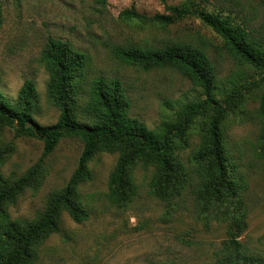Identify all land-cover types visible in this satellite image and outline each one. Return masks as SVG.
Segmentation results:
<instances>
[{
	"label": "rangeland",
	"instance_id": "1",
	"mask_svg": "<svg viewBox=\"0 0 264 264\" xmlns=\"http://www.w3.org/2000/svg\"><path fill=\"white\" fill-rule=\"evenodd\" d=\"M184 1L166 0L172 5ZM195 6L229 16L254 41L264 43V0H195ZM125 9L147 18H125ZM167 12L162 0H4L0 89L15 102L25 80H33L39 95L35 119L41 124L57 122L60 110L48 97L49 73L41 54L50 38L61 39L90 56L89 81L100 75L119 78L131 100L129 114L157 129L174 124L186 104L206 95L176 69L144 71L117 58L114 48L170 43L201 48L215 65V96L223 106L234 90L242 92V99L228 108L223 130L236 172L245 178L244 188L217 211L216 206L206 208L198 197L194 154L213 112L208 107L192 117L185 135L188 143L176 150L192 175L181 194L170 200L152 195L154 166L138 163L133 170L137 195L128 205L113 203L108 181L119 153L99 152L90 162L93 179L80 187L88 218L79 223L64 212L61 230L40 245L32 264H230L234 259L238 264H264V157L259 148L264 71L240 64L225 49L223 37L197 15L171 24L150 19ZM80 96L84 104L87 93ZM83 147L77 137L62 138L45 159L44 181L10 205L11 217L32 219L43 210L48 195L68 183ZM0 148V171L14 177L41 157L44 142L16 136L5 126Z\"/></svg>",
	"mask_w": 264,
	"mask_h": 264
},
{
	"label": "trees",
	"instance_id": "2",
	"mask_svg": "<svg viewBox=\"0 0 264 264\" xmlns=\"http://www.w3.org/2000/svg\"><path fill=\"white\" fill-rule=\"evenodd\" d=\"M101 1L104 3L106 0ZM162 1L168 12L155 14L150 19L171 24L189 15H197L223 37L225 49L240 64L264 71V43L254 41L246 28L236 25L229 16L195 6V0H185L180 5ZM122 16L147 18L134 9L123 10ZM3 20L4 0H0V27ZM113 52L120 60L144 71L174 68L200 86L206 97L186 104L174 124L151 129L129 114L131 100L119 78L100 75L89 81L90 56L68 41L50 38L42 51L41 62L49 73L48 97L60 110L57 122L41 124L35 119L39 95L33 80H25L15 102L0 89V133L9 126L16 136L38 138L44 142L41 157L22 175L9 177L0 171V264H32L39 256L40 245L61 230L64 212H68L75 222L88 218L80 187L93 179L90 162L99 152L119 153L108 181V197L113 203L128 205L137 195L138 185L133 170L138 163L154 166L149 182L152 195L170 200L181 194L191 182L192 175L176 150L188 143L185 135L192 117L206 112L208 107L213 112L194 154V171L199 180L198 197L206 208L216 206L217 211L219 205L238 197L244 188L245 178L236 172L237 165L232 162L223 130L228 108L236 99H242V92L234 90L227 97V107L223 106L215 96L219 79L207 52L188 43L116 47ZM83 92L88 96L84 104L80 98ZM259 115V148L264 157V96ZM64 137H77L84 144L68 183L52 191L44 209L32 219L12 218L10 205L15 204L27 189H37L42 184L46 176L45 159ZM2 156L0 148V158ZM230 264H238L237 259Z\"/></svg>",
	"mask_w": 264,
	"mask_h": 264
}]
</instances>
